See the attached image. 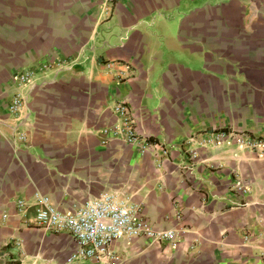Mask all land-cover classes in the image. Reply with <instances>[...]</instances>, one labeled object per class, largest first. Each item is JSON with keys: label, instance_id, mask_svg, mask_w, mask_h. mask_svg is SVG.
I'll list each match as a JSON object with an SVG mask.
<instances>
[{"label": "crops", "instance_id": "crops-1", "mask_svg": "<svg viewBox=\"0 0 264 264\" xmlns=\"http://www.w3.org/2000/svg\"><path fill=\"white\" fill-rule=\"evenodd\" d=\"M116 102L145 150L104 132ZM249 138L264 140V0H0V264H101L69 260L71 236L35 226L33 202L67 213L103 191L179 230L173 246L113 240L110 264H264Z\"/></svg>", "mask_w": 264, "mask_h": 264}, {"label": "built area", "instance_id": "built-area-1", "mask_svg": "<svg viewBox=\"0 0 264 264\" xmlns=\"http://www.w3.org/2000/svg\"><path fill=\"white\" fill-rule=\"evenodd\" d=\"M35 75L33 70L23 69L14 75V82L18 88L26 86L29 91L35 84ZM23 107L24 94L19 89L11 94L7 110L18 116ZM113 110L119 117V122L113 123L104 132L126 143L137 144L139 150H145L147 142L134 133L127 106L123 102H116ZM23 137V132H19L18 138ZM245 144L249 148L264 150L263 139L249 138ZM162 152H165V148H162ZM188 156L193 158L195 155L189 152ZM235 188L244 191L239 182L235 184ZM16 205L20 210L25 207L21 199L16 200ZM33 224L44 230L67 232L74 243L69 260L92 259L101 264H110L111 260L117 259L109 248L113 240L144 236L151 241L165 242L173 246L179 235L177 228H153L139 216L135 204L111 191H103L97 196L87 198L67 213L59 211L47 195L34 194Z\"/></svg>", "mask_w": 264, "mask_h": 264}]
</instances>
